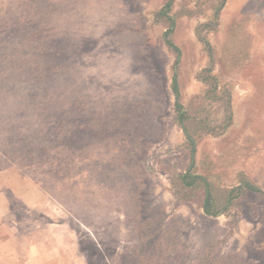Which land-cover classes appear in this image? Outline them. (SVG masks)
Returning a JSON list of instances; mask_svg holds the SVG:
<instances>
[{"label": "rangeland", "instance_id": "obj_1", "mask_svg": "<svg viewBox=\"0 0 264 264\" xmlns=\"http://www.w3.org/2000/svg\"><path fill=\"white\" fill-rule=\"evenodd\" d=\"M221 1L0 0V264H264V0Z\"/></svg>", "mask_w": 264, "mask_h": 264}, {"label": "trees", "instance_id": "obj_2", "mask_svg": "<svg viewBox=\"0 0 264 264\" xmlns=\"http://www.w3.org/2000/svg\"><path fill=\"white\" fill-rule=\"evenodd\" d=\"M171 1H172V0H169V2H167V3L165 4V6H164V8H165V11L163 12V15H164V16H167V12H168V10H169V7H170V4H171ZM223 4H224V0L221 1L220 6H219V7L217 8V10H216V13L222 8ZM167 17H168V20H169L170 24L172 25V24H173L172 19H171L169 16H167ZM169 33H170V28H169V30L164 34V38H165L164 41H165V44H166L169 48H171L174 52H176V51H177L176 48L173 46V44L170 42V40H168V34H169ZM173 92H174V94H175V97L178 98V92H177V88H176V84H175V83L173 84ZM175 107H176L177 109H179L178 103H176ZM183 177L185 178V180H187V178H188L186 175H184ZM196 180H198V181H200V182H202V183L205 184V181L202 180V178H201L200 176H197V177H192V178H191V181H192V182H191V185H192ZM186 185L188 186V185H190V184H186ZM245 186H246V188H245L243 191L251 190V191H253V192H255V193L260 192V191H257L256 188H252V186H249L248 184H245ZM241 192H242V190H241L240 188H233V189H230V191L227 192V193H228V197H227V200H226V204L231 203V201H232L234 198H236V196H239ZM233 193H236V195L232 197V194H233ZM262 195H264V194H262ZM209 201H210V195H209L208 192H206L205 200H204V203H203V205H202L203 212H204L206 215H209V216H218V215L221 213V210H223V209L218 210L217 212L211 211V210H210V206H211V205H209V203H211V202H209ZM263 216H264V214H263Z\"/></svg>", "mask_w": 264, "mask_h": 264}]
</instances>
